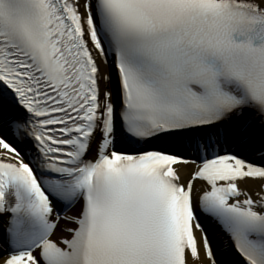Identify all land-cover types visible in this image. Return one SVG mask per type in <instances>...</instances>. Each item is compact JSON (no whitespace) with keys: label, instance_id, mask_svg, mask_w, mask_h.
I'll use <instances>...</instances> for the list:
<instances>
[{"label":"snow or ice","instance_id":"6c2138e0","mask_svg":"<svg viewBox=\"0 0 264 264\" xmlns=\"http://www.w3.org/2000/svg\"><path fill=\"white\" fill-rule=\"evenodd\" d=\"M248 179L264 0H0V264H264Z\"/></svg>","mask_w":264,"mask_h":264},{"label":"bare ground","instance_id":"6f19581e","mask_svg":"<svg viewBox=\"0 0 264 264\" xmlns=\"http://www.w3.org/2000/svg\"><path fill=\"white\" fill-rule=\"evenodd\" d=\"M248 159L252 160V159H255V154L253 153L252 155H249ZM186 171V170H185ZM264 183V182H261L259 180H252V179H248L247 180V183H241L240 184V187L242 189H247L252 195H253V198L255 199L256 196H255V193L257 191H260L261 190V184ZM202 184V182H201ZM201 184H197L196 182H194V187H200ZM218 230V233L217 236H218V240H215V243H219L221 240L223 239H226L227 237L225 236V234L221 231V229L217 228ZM192 264H200V262H197V261H192Z\"/></svg>","mask_w":264,"mask_h":264}]
</instances>
